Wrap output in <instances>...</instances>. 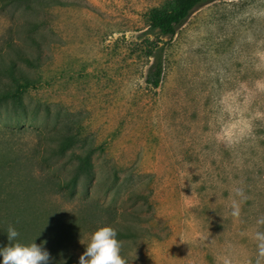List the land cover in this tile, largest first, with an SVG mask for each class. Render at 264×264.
Returning <instances> with one entry per match:
<instances>
[{
	"label": "rangeland",
	"instance_id": "1",
	"mask_svg": "<svg viewBox=\"0 0 264 264\" xmlns=\"http://www.w3.org/2000/svg\"><path fill=\"white\" fill-rule=\"evenodd\" d=\"M164 1L0 0V66L30 78L20 90L0 73L19 98L0 103V246L12 225L50 264H79L91 232L133 211L128 264H264V0L203 5L173 37L149 26ZM67 126L94 167L60 195L49 180L70 177L66 159L47 173L34 149Z\"/></svg>",
	"mask_w": 264,
	"mask_h": 264
},
{
	"label": "trees",
	"instance_id": "2",
	"mask_svg": "<svg viewBox=\"0 0 264 264\" xmlns=\"http://www.w3.org/2000/svg\"><path fill=\"white\" fill-rule=\"evenodd\" d=\"M214 1L217 0H165L162 8L154 9L149 12V26L150 28L157 30L161 35L173 37L176 34V31L187 21L194 10ZM19 55L21 64L23 63L30 68L37 67L34 64V61L30 59L26 53L20 51ZM0 73L1 75H6L17 89L24 90L29 87L30 78L24 73L23 69L16 61L11 60L7 65L0 66ZM161 73V62L160 60H157L147 79L148 83L154 88L158 87ZM9 98L19 102L18 95L15 92L8 91V93H0V103ZM78 135H80V132L76 130L74 133L71 126H67L63 135L59 136L57 134H51L47 130H43L37 134L36 147L34 149L35 156H33L38 158V160L41 153H44L47 156L46 158H43V160L38 161V167L41 168L42 171L48 173L51 166H54L57 163H62V159H66L65 164L68 165V171L71 173L70 177L66 180L61 178L49 180L51 186L50 189L56 194L65 195L66 193L67 195H71L74 193L80 178L90 179L93 176L94 164L92 156L95 148L88 145L87 141L80 140L77 137ZM64 190H66V192ZM127 198L134 203L141 201L142 203L147 204L148 201L147 195L139 194L134 191L130 192ZM16 212V218H18L24 213V210L19 208ZM133 214L134 212L132 211L127 213L122 220H115L112 218L107 222V225L112 226L116 230L117 238L122 244L129 240H135L137 235H139L138 233L143 231L135 225V221L128 222V216ZM1 229L4 231L7 227L3 225ZM122 255L126 258V255L123 252ZM63 264H76V262L72 258H69Z\"/></svg>",
	"mask_w": 264,
	"mask_h": 264
},
{
	"label": "clouds",
	"instance_id": "3",
	"mask_svg": "<svg viewBox=\"0 0 264 264\" xmlns=\"http://www.w3.org/2000/svg\"><path fill=\"white\" fill-rule=\"evenodd\" d=\"M231 214L239 215V207L235 203ZM6 236L8 243L0 246V264H50L51 257L43 241L40 244L35 240L21 242L18 239L19 232L12 225L7 227ZM257 238L264 241V234L257 233ZM84 246L79 264H128V260L122 255V242L110 225L98 227L91 232ZM261 249L264 251V243L261 244Z\"/></svg>",
	"mask_w": 264,
	"mask_h": 264
}]
</instances>
